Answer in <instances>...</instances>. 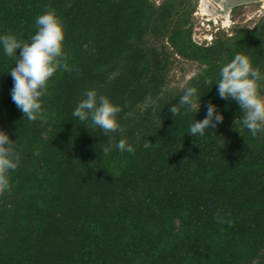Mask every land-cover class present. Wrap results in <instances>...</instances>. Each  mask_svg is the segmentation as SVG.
I'll return each mask as SVG.
<instances>
[{
  "label": "trees",
  "instance_id": "16d2710c",
  "mask_svg": "<svg viewBox=\"0 0 264 264\" xmlns=\"http://www.w3.org/2000/svg\"><path fill=\"white\" fill-rule=\"evenodd\" d=\"M194 5L0 0V36L30 42L39 15L60 17L70 68L51 78L31 121L10 95L18 57L0 46V129L21 156L0 195V264H264V132L253 136L215 85L237 54L264 73V16L200 43ZM180 59L198 71L172 85ZM185 87L197 88L201 109L172 117ZM88 90L121 107L123 132L73 117ZM209 102L224 121L192 137ZM110 138L135 152L105 155Z\"/></svg>",
  "mask_w": 264,
  "mask_h": 264
},
{
  "label": "clouds",
  "instance_id": "9594fccd",
  "mask_svg": "<svg viewBox=\"0 0 264 264\" xmlns=\"http://www.w3.org/2000/svg\"><path fill=\"white\" fill-rule=\"evenodd\" d=\"M35 24L37 31L30 42L21 41L12 34L0 36V46L5 55L10 58L18 57L15 66L8 72L13 80L10 92L12 102L31 121L42 114V98L51 78L60 69L70 70L64 51L65 25L61 18L52 11H46L35 19ZM219 76L215 84L219 98L237 103L243 113L240 122L253 136L264 132V95H261L264 92V73L252 65L249 57L237 54L221 67ZM201 97L197 88L185 87L178 105L172 104L169 108L171 116L179 115L181 109L199 112ZM121 111V107L113 104L108 97L98 95L95 90H88L72 115L81 122L90 121L92 127H98L105 135H109L123 132L118 122ZM223 121V114L216 105L209 102L205 118L191 124L189 135L203 136L206 129L215 130ZM236 123L237 119L234 121L235 125ZM235 130L238 131L236 127ZM15 142L0 129V195L11 190L10 173L20 164L21 156ZM114 148L121 152H135L134 146L125 139L113 142L110 138L103 153L107 155Z\"/></svg>",
  "mask_w": 264,
  "mask_h": 264
},
{
  "label": "rangeland",
  "instance_id": "374dc122",
  "mask_svg": "<svg viewBox=\"0 0 264 264\" xmlns=\"http://www.w3.org/2000/svg\"><path fill=\"white\" fill-rule=\"evenodd\" d=\"M157 1L160 2L162 0H157ZM200 1H203V0H194L195 10ZM211 2L216 4V2H213V1ZM208 15L210 16V14ZM262 16H264V0L242 4V5L237 6L233 10L231 21H229L228 18L225 19V22L227 23L226 27L237 26V25L254 26V24ZM194 17H195L194 19L198 23L200 21L201 26L198 27L197 33L198 34L200 33V37H202L206 33L205 29H207V26L202 24V20L200 18L196 17L195 15ZM197 71H198V68H197L196 63L186 61L184 59H180V61L175 63L174 69L171 73L172 85H179V84L181 85L187 79H189L195 73H197Z\"/></svg>",
  "mask_w": 264,
  "mask_h": 264
},
{
  "label": "built area",
  "instance_id": "2783aa9c",
  "mask_svg": "<svg viewBox=\"0 0 264 264\" xmlns=\"http://www.w3.org/2000/svg\"><path fill=\"white\" fill-rule=\"evenodd\" d=\"M196 17L200 18L202 20V24L207 26V29H205L206 33L200 37V33L198 34V27L201 26L200 21L199 23L196 21V27H195V33H194V38L200 42L203 43L204 40H208L211 42L214 38V33L218 31L221 28H229L226 27L227 23L225 22V17L222 15L219 16L218 18H212L208 15L206 12V7L203 3V1H200L197 9L194 14ZM229 21H231V17H228Z\"/></svg>",
  "mask_w": 264,
  "mask_h": 264
},
{
  "label": "bare ground",
  "instance_id": "6f19581e",
  "mask_svg": "<svg viewBox=\"0 0 264 264\" xmlns=\"http://www.w3.org/2000/svg\"><path fill=\"white\" fill-rule=\"evenodd\" d=\"M218 1L219 0H216L215 1L216 4H215V3H212L210 0H203V3L206 7V12L208 14H210V17H212V18H218L221 15L225 18H228L229 17V11L224 9V7H225L224 2L220 1V3H219ZM222 11H224V12H222Z\"/></svg>",
  "mask_w": 264,
  "mask_h": 264
},
{
  "label": "water",
  "instance_id": "95a60500",
  "mask_svg": "<svg viewBox=\"0 0 264 264\" xmlns=\"http://www.w3.org/2000/svg\"><path fill=\"white\" fill-rule=\"evenodd\" d=\"M220 1H218V2L220 3ZM254 1H262V0H225L224 1V6H225L224 9L231 12L233 8H235L239 5L247 4L250 2H254ZM222 12H224V11H222Z\"/></svg>",
  "mask_w": 264,
  "mask_h": 264
},
{
  "label": "flooded vegetation",
  "instance_id": "af4514ba",
  "mask_svg": "<svg viewBox=\"0 0 264 264\" xmlns=\"http://www.w3.org/2000/svg\"><path fill=\"white\" fill-rule=\"evenodd\" d=\"M211 1L215 2V0H211ZM219 1H220V0H219ZM221 1L224 2L225 0H221ZM219 8H220V7H219ZM235 8H236V7H235ZM235 8H233L232 11L229 12V17H232V12H233V10H234ZM220 9H221V8H220ZM212 16H213V15H212Z\"/></svg>",
  "mask_w": 264,
  "mask_h": 264
}]
</instances>
